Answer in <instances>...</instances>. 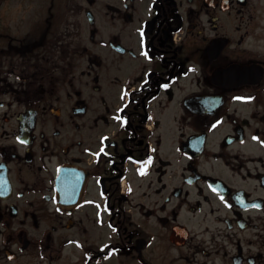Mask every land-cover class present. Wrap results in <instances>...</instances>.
<instances>
[{"label":"flooded vegetation","instance_id":"obj_1","mask_svg":"<svg viewBox=\"0 0 264 264\" xmlns=\"http://www.w3.org/2000/svg\"><path fill=\"white\" fill-rule=\"evenodd\" d=\"M71 1L47 78L0 31V264H264V0Z\"/></svg>","mask_w":264,"mask_h":264},{"label":"rangeland","instance_id":"obj_2","mask_svg":"<svg viewBox=\"0 0 264 264\" xmlns=\"http://www.w3.org/2000/svg\"><path fill=\"white\" fill-rule=\"evenodd\" d=\"M71 5V0H0V31L10 30L22 37L28 33H33V39H35L41 35L46 19L51 18L52 25L46 39L47 43L44 48L37 52L32 64V71L37 78L42 76L47 78L49 73L56 71L58 66H61L60 50L62 43L66 41L59 37V32L65 29L67 24L72 26L74 22V14L70 10ZM67 40L73 41V38L69 37ZM70 45L72 46L73 42ZM104 238L108 239V236L105 235ZM80 251L73 246H68L61 253L55 252L57 256H62L55 264H77L78 253L81 255L82 252ZM167 251L169 253L176 252L175 249ZM158 252H164L163 248L154 251L151 257H155ZM99 264L123 263H121L119 256L114 255L110 259H100ZM129 264L140 263L132 261Z\"/></svg>","mask_w":264,"mask_h":264},{"label":"snow or ice","instance_id":"obj_3","mask_svg":"<svg viewBox=\"0 0 264 264\" xmlns=\"http://www.w3.org/2000/svg\"><path fill=\"white\" fill-rule=\"evenodd\" d=\"M141 32H143V30H141ZM145 55H147V52H145ZM117 119H124L123 117H117ZM18 139H19V137H18ZM149 159H151V158H149ZM141 171H143V169H141ZM222 199H223V197H221Z\"/></svg>","mask_w":264,"mask_h":264},{"label":"trees","instance_id":"obj_4","mask_svg":"<svg viewBox=\"0 0 264 264\" xmlns=\"http://www.w3.org/2000/svg\"><path fill=\"white\" fill-rule=\"evenodd\" d=\"M47 29V28H46ZM40 40H42V38L40 39ZM40 43L39 42H35V47H36V45H39Z\"/></svg>","mask_w":264,"mask_h":264}]
</instances>
